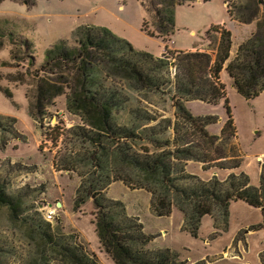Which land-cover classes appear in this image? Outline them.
Instances as JSON below:
<instances>
[{
  "label": "trees",
  "instance_id": "1",
  "mask_svg": "<svg viewBox=\"0 0 264 264\" xmlns=\"http://www.w3.org/2000/svg\"><path fill=\"white\" fill-rule=\"evenodd\" d=\"M185 1L146 0L158 34L149 30L147 22L143 29L167 42L175 30L176 8ZM261 4L264 0H247L236 4L235 11L228 8L239 22L257 24V30L237 46L233 57L232 33L220 24L209 30L215 57L210 49L171 51L168 43L155 55L136 48L107 26L82 24L69 38L47 48L45 60L39 64L34 40L15 28L8 29L16 22L2 20L0 37L11 40L12 57L26 61L34 75L33 110L43 113L47 103L54 104L55 98L65 94L67 110L81 120L62 133L70 144L55 155L54 163L59 170L76 171L81 177L73 208L93 199V222L100 244L116 264H186L176 250L153 244L157 235L146 229L139 215L128 211L125 201L108 196V189L117 181L148 191L157 216H169L179 209L185 229L195 236L206 214L217 227H227L230 205L236 200L262 210L263 221L249 229H264V162L260 161L258 185L248 173L232 171L241 166L242 157L236 150L224 149L235 125L221 80L226 70L237 91L248 99L264 90ZM4 91L12 96L8 87ZM194 100L209 104L224 100L228 118L220 135L207 129L219 117L194 114L188 105ZM167 101L175 109V120L163 117L160 111ZM16 123V116L0 113L1 131H16ZM215 152L217 155H212ZM190 160L200 162L203 169L231 172L225 178L213 174L203 179L188 170ZM0 205L7 208L11 227L22 234H16L17 240L22 237L31 246L30 264H103L79 233L65 232L55 224L61 219L50 221L41 211L27 213L20 195L10 193L1 178ZM14 253L12 245L0 236V264ZM260 257L264 264V251Z\"/></svg>",
  "mask_w": 264,
  "mask_h": 264
},
{
  "label": "rangeland",
  "instance_id": "2",
  "mask_svg": "<svg viewBox=\"0 0 264 264\" xmlns=\"http://www.w3.org/2000/svg\"><path fill=\"white\" fill-rule=\"evenodd\" d=\"M245 1L186 0L176 8L175 30L165 42L169 50L210 49L215 57V50L209 46V30L220 24V28L229 29L232 33L234 48L231 56H235L237 46L257 30L255 22H239L228 12V8L235 11V5ZM263 12L264 5L261 4L259 16ZM153 17L147 9L146 0L0 2V25L5 19L10 23L16 22L8 29L15 28V31L32 38L39 64L45 60L47 48L62 38H69L72 30L82 24L107 26L129 39L136 48L160 55L165 49L163 39L143 29L147 22L149 30L158 34ZM13 48L8 37H0V113L17 117L16 131L0 130V178L5 181L10 193L20 195L22 207L27 209V213H44L48 207L55 208L61 202L57 210V218L61 222L57 219L55 224H59L65 232L79 233L81 240L89 243L103 264H116L100 244L93 222V199H87L77 210L73 208L81 177L76 171L59 170L54 163L55 155L70 144L62 133L66 134L68 127L81 120L67 110L65 94L55 98L54 104L47 103L42 109L45 112L33 110L30 103L34 94V75L26 61L12 57ZM221 80L226 85L235 125L232 133L235 134H230L231 140L224 149L236 150V154L242 157L241 166L232 171L248 173L251 182L258 185L260 161L264 162V90L248 99L237 91L226 70L222 71ZM7 87L11 97L4 91ZM224 104V100L217 104L194 100L188 105L196 115L218 116L219 119L207 129L210 134L220 135L228 118ZM164 106L165 109L160 110L163 117L175 120V109L171 103L167 101ZM214 154L217 155L216 152ZM259 155L260 158L257 157ZM188 164V170L203 179H209L213 174L225 178L231 172L219 168L203 169L202 164L194 160ZM107 192L108 196L124 200L129 212L139 215L146 229L157 235L154 245L176 250L186 264L199 261H205V264H263L260 254L264 251V229H249L263 221L262 210L244 200L231 202L227 227H217L211 215L206 214L195 236L185 229L183 213L179 209H174L169 216H157L151 209V194L145 189L132 188L117 181ZM11 226L7 208L0 205V236L15 250L14 255L3 264H30L31 246L22 237H18V241L16 234H22ZM240 233L243 237L237 239Z\"/></svg>",
  "mask_w": 264,
  "mask_h": 264
},
{
  "label": "built area",
  "instance_id": "3",
  "mask_svg": "<svg viewBox=\"0 0 264 264\" xmlns=\"http://www.w3.org/2000/svg\"><path fill=\"white\" fill-rule=\"evenodd\" d=\"M260 158V157H259ZM262 160V159H261ZM57 208V209H56ZM58 206H56L55 208L52 207H48L46 209L45 213V217L50 220V221H55V219L57 218V210H58Z\"/></svg>",
  "mask_w": 264,
  "mask_h": 264
},
{
  "label": "crops",
  "instance_id": "4",
  "mask_svg": "<svg viewBox=\"0 0 264 264\" xmlns=\"http://www.w3.org/2000/svg\"><path fill=\"white\" fill-rule=\"evenodd\" d=\"M181 49V48H180ZM193 49H197V48H193ZM162 51H164L163 49H162ZM233 51V50H232ZM159 55V54H158ZM190 103V102H189ZM258 158L260 157V155L259 156H257ZM260 182V181H259ZM112 186V185H111ZM124 201V200H123ZM127 208H128V206H127ZM128 211H129V208H128ZM155 241V240H154ZM154 243V242H153Z\"/></svg>",
  "mask_w": 264,
  "mask_h": 264
},
{
  "label": "water",
  "instance_id": "5",
  "mask_svg": "<svg viewBox=\"0 0 264 264\" xmlns=\"http://www.w3.org/2000/svg\"><path fill=\"white\" fill-rule=\"evenodd\" d=\"M62 205V203L61 202H58V206L60 207Z\"/></svg>",
  "mask_w": 264,
  "mask_h": 264
}]
</instances>
